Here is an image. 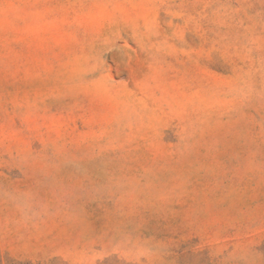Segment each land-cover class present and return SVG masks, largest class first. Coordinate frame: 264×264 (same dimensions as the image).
<instances>
[{"label": "rangeland", "instance_id": "374dc122", "mask_svg": "<svg viewBox=\"0 0 264 264\" xmlns=\"http://www.w3.org/2000/svg\"><path fill=\"white\" fill-rule=\"evenodd\" d=\"M0 264H264V0H0Z\"/></svg>", "mask_w": 264, "mask_h": 264}]
</instances>
